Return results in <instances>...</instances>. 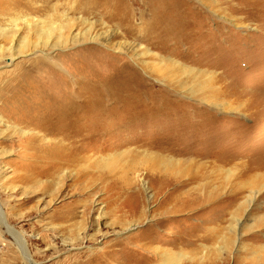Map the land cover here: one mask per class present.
Instances as JSON below:
<instances>
[{"label": "rangeland", "instance_id": "rangeland-1", "mask_svg": "<svg viewBox=\"0 0 264 264\" xmlns=\"http://www.w3.org/2000/svg\"><path fill=\"white\" fill-rule=\"evenodd\" d=\"M11 1L0 264H264V0Z\"/></svg>", "mask_w": 264, "mask_h": 264}, {"label": "bare ground", "instance_id": "bare-ground-1", "mask_svg": "<svg viewBox=\"0 0 264 264\" xmlns=\"http://www.w3.org/2000/svg\"><path fill=\"white\" fill-rule=\"evenodd\" d=\"M49 2V1H48ZM47 2V4H48ZM9 5H15L16 7H22V11H20L19 13H14L16 15V17L13 19L11 18V23L12 25H17L18 22H21L22 24H24V26H26L29 31H34L36 34V37L38 38L39 43L35 44H30L28 42L27 38L23 39V42L20 46V48L22 49L21 52L23 53L24 51H26L27 49L30 50L29 48H31V50L37 49L38 46L40 45V43H43V46H47V42L53 38V36H56L57 41H61V39H63V31L65 30V26H63L62 24H58V23H53L50 22H45L42 24V26L39 27V24H37V20L35 21L36 25L34 21H32L31 19H29L27 16H29V13H43V11H45L43 8L41 7H32V0H18V1H11V3H9ZM3 6L0 5V14H2L3 12ZM20 10V9H19ZM25 14V15H24ZM9 16V19L10 15ZM70 25V23L68 24ZM13 27V26H12ZM37 27L36 29L33 30V28ZM32 28V29H31ZM15 32H17V30H13ZM57 32L59 33V35L57 34ZM4 33H9L11 34V30H7V31H2L0 30V35L4 34ZM3 36V35H2ZM6 35H4L5 37ZM15 35H12V38H14ZM63 42V41H61ZM57 47V46H56ZM261 190H264V188H262ZM9 232L11 233V235L13 236V238L18 242L19 244V248H21L22 252L24 255H28V250L26 247V243L24 242V240L22 239V237L12 231L9 230ZM29 258V257H28Z\"/></svg>", "mask_w": 264, "mask_h": 264}]
</instances>
